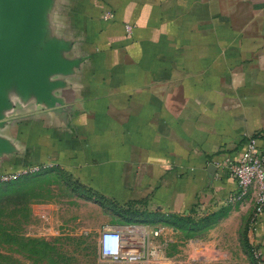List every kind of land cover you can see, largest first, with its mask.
Listing matches in <instances>:
<instances>
[{"label":"crops","instance_id":"0c3cea01","mask_svg":"<svg viewBox=\"0 0 264 264\" xmlns=\"http://www.w3.org/2000/svg\"><path fill=\"white\" fill-rule=\"evenodd\" d=\"M16 20L0 54L45 68L0 76V176H32L34 237L92 232L99 251L105 228L162 234L228 204L247 222L252 191L232 200L215 163L264 147V0H27ZM254 237L264 260V213Z\"/></svg>","mask_w":264,"mask_h":264},{"label":"rangeland","instance_id":"374dc122","mask_svg":"<svg viewBox=\"0 0 264 264\" xmlns=\"http://www.w3.org/2000/svg\"><path fill=\"white\" fill-rule=\"evenodd\" d=\"M32 186L28 175L0 183V264H115L100 258L92 232L52 241L34 237L32 222H23L27 211L18 204L17 191ZM235 209L237 205L228 204L223 210L199 211L173 221L167 231L151 239L154 256L142 264H258L255 238L248 237L253 210L247 222H229Z\"/></svg>","mask_w":264,"mask_h":264},{"label":"built area","instance_id":"2783aa9c","mask_svg":"<svg viewBox=\"0 0 264 264\" xmlns=\"http://www.w3.org/2000/svg\"><path fill=\"white\" fill-rule=\"evenodd\" d=\"M107 13L105 19H111ZM129 33L131 28L126 26ZM257 136L246 137L244 151L238 161L226 158L215 163L217 169H225L235 182L236 191L232 200H240L249 190L253 193V213L248 237L254 239L259 217L264 213V147H260ZM30 173L38 171L32 167ZM19 178V174L9 173L0 176V183H8ZM161 229L148 232L143 227H125L123 230L103 229L100 232L98 246L100 258L115 264H142L154 256L151 239L161 235ZM258 264H264L260 250L256 249Z\"/></svg>","mask_w":264,"mask_h":264},{"label":"water","instance_id":"95a60500","mask_svg":"<svg viewBox=\"0 0 264 264\" xmlns=\"http://www.w3.org/2000/svg\"><path fill=\"white\" fill-rule=\"evenodd\" d=\"M25 1L27 0H0V50L6 49L9 43L8 36L14 37L16 35L14 26ZM42 59H35L33 56L25 55L22 52L0 54V76L12 65L22 68L28 64L35 70L38 79H42L41 70L43 71L45 68V66H41Z\"/></svg>","mask_w":264,"mask_h":264},{"label":"trees","instance_id":"16d2710c","mask_svg":"<svg viewBox=\"0 0 264 264\" xmlns=\"http://www.w3.org/2000/svg\"><path fill=\"white\" fill-rule=\"evenodd\" d=\"M175 221V220H174ZM173 223V220H171V222H169V224L171 225ZM174 224H176V222H174Z\"/></svg>","mask_w":264,"mask_h":264}]
</instances>
